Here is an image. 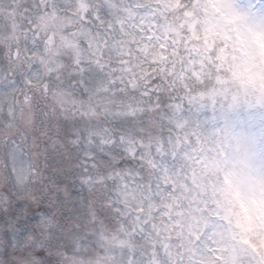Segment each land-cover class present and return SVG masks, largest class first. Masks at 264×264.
Segmentation results:
<instances>
[{
	"label": "clouds",
	"instance_id": "obj_1",
	"mask_svg": "<svg viewBox=\"0 0 264 264\" xmlns=\"http://www.w3.org/2000/svg\"><path fill=\"white\" fill-rule=\"evenodd\" d=\"M0 264H264V0H0Z\"/></svg>",
	"mask_w": 264,
	"mask_h": 264
}]
</instances>
